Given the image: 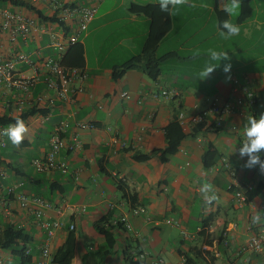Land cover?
<instances>
[{"label": "crops", "instance_id": "obj_1", "mask_svg": "<svg viewBox=\"0 0 264 264\" xmlns=\"http://www.w3.org/2000/svg\"><path fill=\"white\" fill-rule=\"evenodd\" d=\"M23 1L46 17L57 14L48 1ZM59 1L97 8L95 19L79 42L85 50L84 68L88 73L85 93L79 96L78 108L56 101L46 116L36 114L27 119L29 132L18 147L34 148L36 156L32 164L49 151L55 126L68 119L71 128L67 137L71 140L76 136L82 148L61 152L60 160L68 165L66 173L61 168L38 173L33 167L35 173L29 174L15 164L12 152L6 151L13 145L8 140L7 146L0 148V167L7 173L6 178H0V193H5L8 186L23 184V192L52 202L55 209L46 213L63 226L52 237L50 249L55 255L73 236L75 254L71 264H155L160 258L164 264H182L183 258L191 264H264V254L248 247L250 236L264 230V218L259 224L252 222L256 212L264 216V173L258 167L244 168L247 158L239 156L247 117L258 118L264 113V0L251 1L250 18L239 22L241 11L237 17L230 18L239 24L241 31L228 40L218 35L217 10L222 11L221 0H190L197 6H182L169 15L171 28L155 51L161 61V74L156 80L139 69L129 70L115 80L113 71L141 55L150 32L151 20L130 13V6L159 5L158 0ZM202 3L208 7H200ZM4 8L51 25L53 32L63 30L26 8L10 4ZM69 31L71 35L72 25ZM50 43V35L44 32L27 40L19 39L16 44H10L6 35L0 33V56L13 58L18 52L30 55L31 64L17 65L16 78L36 75L39 78L29 93L0 87V116L19 117L20 102L23 113L35 106L34 97L44 93L55 96L46 90L45 69L40 59L59 57ZM210 48L228 52L231 71L223 72L227 62L222 60L210 77L201 80L198 73L210 62ZM197 50L200 55L194 58ZM233 78L255 91L257 104L250 109L236 108L221 129H212L214 119L210 118L190 133L183 131L186 138L179 150L163 162L160 151L167 146V126L177 121L180 111L200 113L216 101L226 104L232 100ZM170 89L177 90L178 96L159 100L154 97L155 93ZM123 92H129L132 98H122ZM81 121L93 122L96 128L78 130L76 124ZM116 138L127 147H117ZM208 151L217 155L210 167L203 162ZM135 156H147V159L136 160ZM223 158L236 170L247 196L251 195L244 209L237 207ZM205 182L215 187L217 199L211 203L199 191ZM119 185L125 188L127 198ZM5 206L0 205V234L6 226L28 233L31 240L26 249H31L32 256L29 264H36L42 259L48 237L46 230L20 208L14 197L7 196ZM137 206L146 208L147 215L130 214L131 208ZM123 215L129 217L131 229L120 223ZM168 219L178 221L180 226L166 224ZM71 224L75 230H70ZM184 231L188 236L183 235ZM0 250L4 264H21L11 251ZM134 250L147 253V257L132 259L130 252Z\"/></svg>", "mask_w": 264, "mask_h": 264}, {"label": "built area", "instance_id": "obj_2", "mask_svg": "<svg viewBox=\"0 0 264 264\" xmlns=\"http://www.w3.org/2000/svg\"><path fill=\"white\" fill-rule=\"evenodd\" d=\"M34 3L38 0H32ZM50 2L51 10L56 14V19L59 22L56 24L60 27L63 23L66 27L72 25L74 31L71 35H66L64 29L61 32H53L51 25L42 24L38 19L30 17L22 12L4 8L0 6V33L6 35L10 44L18 43L19 39L27 40L34 37L39 32L48 33L50 35V45L60 54L58 58L40 57L43 67L45 69L44 83L46 90L54 92L55 96L50 94H40L34 97L32 105L40 108L52 109L56 105V101L78 108L80 106L79 96L85 93L84 83L88 78V73L85 68L66 67L62 64V57L67 50L78 44L82 35H84L90 24L96 17L97 8L95 5L76 7L69 4L62 3L59 0H45ZM100 1V0H95ZM63 28V27H62ZM20 63L31 64L30 55L25 52H18L13 58H6L0 56V87L4 86L9 90H20L24 93H29L32 87H35L39 82L38 76H19L16 78L17 65ZM232 100L226 104H221L218 101L213 103L208 109L200 113H187L180 111L177 116V121L185 133H190L197 126L205 123L208 119L213 118L214 128L221 129L227 117L235 113L236 108L245 106L247 109L254 107L257 104V96L252 88L241 86L236 78H233L232 84ZM178 92L175 89L162 90L155 93L154 97L159 100L161 98L171 99L177 97ZM121 97L127 100L132 98L129 92L121 93ZM20 102L18 105V112L22 113L24 106ZM102 106L100 105L99 108ZM244 114V113H243ZM11 124V123H10ZM9 125V124H7ZM7 125H0L3 129ZM71 128L68 119L62 120L55 126L50 140L49 151L45 155L34 159L33 167L38 173H44L56 168L66 173L68 172V165L60 160L62 151L75 152L82 148V144L75 136L71 140L68 139L67 133ZM76 128L78 130H92L96 128L93 122H77ZM233 129H235L233 127ZM8 138L0 135V148L7 146ZM114 144L120 149L127 147L125 142H121L118 138L114 139ZM224 168L228 171L231 179V190L233 191L236 204L239 209H244L248 204V196L245 190L240 186L239 177L236 170L232 167L225 158L222 159ZM6 171L0 167V178H6ZM23 184L8 186L5 193H0V205H6V197H14L22 210L28 211L35 219L36 224L46 230L47 241L42 249V259L36 264H51L54 255L50 249V241L55 235L56 231L60 229L63 224L58 219L47 215L46 211L54 210L55 206L52 202L46 200L42 196L27 194L21 190ZM6 212L10 209L6 207ZM85 207L83 211H85ZM133 216L147 215L146 208L142 206L132 207L130 211ZM166 224H175L180 226L178 221L168 219ZM126 228L131 229L132 225L127 215H123L120 219ZM70 230H75V225H70ZM184 236L188 234L184 231ZM248 247L256 253L264 254V230L254 233L250 236ZM31 249L27 248L25 255H29ZM130 257L135 260H140L147 257V253L140 251H131ZM0 264H4V259L0 250ZM155 264H164L163 259H157ZM182 264H191L186 258H183Z\"/></svg>", "mask_w": 264, "mask_h": 264}, {"label": "trees", "instance_id": "obj_3", "mask_svg": "<svg viewBox=\"0 0 264 264\" xmlns=\"http://www.w3.org/2000/svg\"><path fill=\"white\" fill-rule=\"evenodd\" d=\"M252 0H242V9L239 17V22H242L251 17L253 9L251 6ZM13 5L16 7H23L32 12H35L37 16L43 21H49L51 23L59 22L55 17H46L41 11L36 10L29 3L23 0H0V6L5 7L7 5ZM130 13L135 15H143L151 20V28L148 38L143 47L141 55L132 58L126 64L121 67L115 68L113 71V78L115 80L120 79L127 71L139 69L142 70L148 77L156 80L161 74L160 60L156 58L155 51L162 40V38L169 32L171 28L170 18L168 13H163L159 9V5H139L132 4L129 8ZM220 21L228 19L227 14L223 11H218ZM63 27L65 34L69 35V28L63 23H60ZM62 64L66 67H79L85 66V50L82 43H78L70 47L62 57ZM48 109L34 106L26 109L19 117H11L8 115L0 116V125H7L14 123L17 118H21L24 121L36 114H42L46 116ZM186 138V134L183 132L181 126L177 121H173L166 128V140L167 146L161 150V160L167 162L173 154H175L181 145V142ZM216 154L213 151H208L203 157V162L207 167L212 166L216 161ZM136 160H145L147 156H135ZM122 192L123 197L127 198L126 190L123 186H118ZM248 198H251L250 193ZM31 238L28 233L23 229H19L15 226H6L3 232L0 234V249L11 251L12 254L17 257L21 264L31 263L32 256H26V245L30 242ZM75 254V240L73 236H70L66 244L60 248L54 255L53 264H71Z\"/></svg>", "mask_w": 264, "mask_h": 264}, {"label": "clouds", "instance_id": "obj_4", "mask_svg": "<svg viewBox=\"0 0 264 264\" xmlns=\"http://www.w3.org/2000/svg\"><path fill=\"white\" fill-rule=\"evenodd\" d=\"M159 9L163 13L174 15L180 10L182 6L196 7L197 5L191 3L190 0H158ZM200 7L207 8L206 3H202ZM220 9L227 14L228 19L223 21L217 20L218 35L225 40H228L234 36L240 34V26L234 23L231 17H237L240 14L242 7V0H221ZM200 53L197 50L193 53V57L199 56ZM209 63L198 73V79L204 80L210 77V75L220 67V62L226 61L223 65V72L228 74L231 71V57L226 50L217 51L215 49H208ZM215 62V63H213ZM230 79V76L228 77ZM29 132V128L25 121L21 118H17L14 123H11L0 129V135L6 136L8 140L16 147L23 143L26 135ZM243 141L239 148L240 158H247L243 167L246 169L259 168L261 173H264V113H261L259 117L253 115L247 117V123L243 128ZM236 148L232 154L235 153ZM199 191L202 193L204 199L211 203L217 199L215 194V187L209 182H205L201 185ZM264 218L261 212H256L252 216V222L259 224Z\"/></svg>", "mask_w": 264, "mask_h": 264}, {"label": "rangeland", "instance_id": "obj_5", "mask_svg": "<svg viewBox=\"0 0 264 264\" xmlns=\"http://www.w3.org/2000/svg\"><path fill=\"white\" fill-rule=\"evenodd\" d=\"M6 151L12 152V159L15 164L21 165V167L29 174L35 173L34 168L31 164L32 158L36 156L34 148H20L10 145Z\"/></svg>", "mask_w": 264, "mask_h": 264}]
</instances>
